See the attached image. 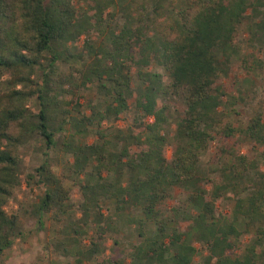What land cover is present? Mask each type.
I'll return each instance as SVG.
<instances>
[{"label":"trees","instance_id":"16d2710c","mask_svg":"<svg viewBox=\"0 0 264 264\" xmlns=\"http://www.w3.org/2000/svg\"><path fill=\"white\" fill-rule=\"evenodd\" d=\"M263 6L264 0H126L120 5L116 0H0V74L8 76L7 90L0 93V253L21 232L17 215L5 206L21 183L18 146L36 132L44 138L45 158L34 167L43 191L30 213L38 229L50 222L67 253L95 229V239L75 250L77 262L103 251L113 220L102 206L111 201L117 210L138 208L155 224L145 233L144 219H131L137 220L140 239L132 245L130 264H192L197 247L188 233L207 250L202 264H264L260 156L222 145L219 150L230 159L222 154L214 175L200 162L215 135L239 131L264 145L261 115L252 114L243 128L233 125L230 114L219 111L224 92L216 84L227 71L245 16L253 18L254 36L264 37ZM117 13L122 23L114 28ZM95 32H103L102 38ZM82 34V51L71 52L69 42ZM69 58L80 65L62 71ZM135 78L141 87L133 107ZM91 84L96 96L80 109L78 89ZM166 95L182 97L184 104L171 136L165 131ZM32 97L35 113L27 106ZM127 112L131 120L117 125ZM169 143L173 150L167 158ZM50 149L71 157L61 173L52 167ZM66 178L78 186L77 203ZM174 188L186 191L194 208L184 231L159 217V202ZM229 191L230 215H216V199ZM249 230L253 237L245 252L235 255L237 241Z\"/></svg>","mask_w":264,"mask_h":264},{"label":"rangeland","instance_id":"374dc122","mask_svg":"<svg viewBox=\"0 0 264 264\" xmlns=\"http://www.w3.org/2000/svg\"><path fill=\"white\" fill-rule=\"evenodd\" d=\"M116 2L120 5L125 3L126 0H116ZM261 9L264 13V6ZM121 23L122 18L117 13L116 17L111 20L110 26L118 28ZM252 31L253 18L248 14L235 33L236 48L228 63L227 71L216 80V84L224 92L219 111L229 113L233 125L241 128L246 125L249 117L254 113H259L264 120V37L260 40L259 37L254 36ZM107 34H109L108 31L104 35ZM100 35L96 32L94 34V36H97L96 39H101L103 32ZM84 39L85 34H82L75 41L69 42L70 51L76 53L82 51ZM79 65L80 61L74 62L69 58V60L61 63L60 68L62 71H68L70 67H78ZM152 66L157 70H162L155 63ZM132 69L135 71V67ZM7 80L8 76L5 73L0 74V93L7 90L5 83ZM132 87V96H130L129 102L134 107V96L141 87V81L135 78ZM95 89L96 86L92 84L78 89L80 109L86 108L87 100L95 98ZM66 97L69 99L70 95H66ZM162 101L168 107V121L165 125V131L171 136L176 121L184 110L183 99L176 95H166ZM27 106L30 113H35L38 109L34 97L28 100ZM131 118L132 112H127V114L125 113V120L123 118L119 119L116 124L123 125ZM92 139L93 137L87 138L88 141ZM222 145L231 147L235 153H245L249 157L257 158L260 156L258 158L259 167L264 169V145L246 139L238 131L230 137L215 135L201 154V167L206 168L210 175L215 174L213 171L219 166V162L223 158V153L219 150ZM172 150V144H167L164 150L167 158L171 157ZM44 152V138L36 132L25 138L18 146V155L21 158L19 170L21 183L8 199L5 209L9 213L17 215L21 232L14 238L11 247L0 253V264H116L120 260L123 264H130L133 251L132 245L140 239L137 235V220L131 221V219H144L141 211L136 207L128 206L123 210H117L114 202L107 201L104 203L102 211L113 220L111 230L105 234L103 251L95 254L89 261L77 262L75 250L78 248L85 249L89 245V239L91 237L95 239L94 228H90L88 235L81 237L77 245L69 247L68 253L63 249L65 245L60 244L61 236L53 230L49 221H45L44 229L37 228L36 219L30 211L33 203L38 200V196L42 193L43 185L37 182L39 177L36 175L34 167L44 160ZM48 155L52 157V167L58 173L63 171L62 165L65 160H71L68 154L65 155L57 149H50ZM223 155L230 159V155ZM32 174H35V178L31 177ZM65 180V185L69 188L72 199L77 203L80 199V192L78 186L74 183L75 180L71 178ZM205 186L210 189L209 183ZM187 198L188 193L186 191L181 188H174L171 190L170 197L159 202V217L164 221L166 220L169 227L170 225H178V228L184 231L190 226L191 221L188 218L194 208L191 207ZM175 206H179V210L175 211ZM215 206L216 215H230L233 207L232 193L229 191L224 196L217 198ZM79 215L80 213L75 210V217ZM142 221L145 233H149L154 229L155 224L153 221L148 219ZM188 234V240L197 247V251L192 256V264H202L207 250L193 239L191 233ZM252 237L253 230L242 233L237 241L234 254L244 253L245 247Z\"/></svg>","mask_w":264,"mask_h":264}]
</instances>
